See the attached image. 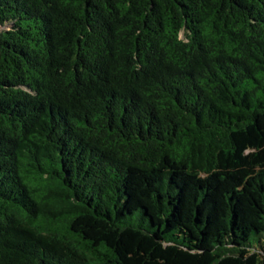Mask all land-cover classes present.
<instances>
[{
  "label": "trees",
  "instance_id": "trees-1",
  "mask_svg": "<svg viewBox=\"0 0 264 264\" xmlns=\"http://www.w3.org/2000/svg\"><path fill=\"white\" fill-rule=\"evenodd\" d=\"M0 264H264V0H0Z\"/></svg>",
  "mask_w": 264,
  "mask_h": 264
}]
</instances>
